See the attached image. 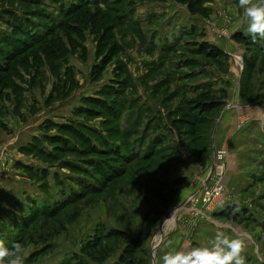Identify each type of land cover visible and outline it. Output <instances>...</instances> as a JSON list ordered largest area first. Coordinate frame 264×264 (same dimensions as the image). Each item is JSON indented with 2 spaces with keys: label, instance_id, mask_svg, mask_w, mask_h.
<instances>
[{
  "label": "rangeland",
  "instance_id": "rangeland-1",
  "mask_svg": "<svg viewBox=\"0 0 264 264\" xmlns=\"http://www.w3.org/2000/svg\"><path fill=\"white\" fill-rule=\"evenodd\" d=\"M200 1L0 0V240L24 264H126L137 241L133 264H162L216 233L264 264V138L238 120L264 104V39H233L239 0ZM207 90L222 106L202 113ZM212 180L209 210L193 197Z\"/></svg>",
  "mask_w": 264,
  "mask_h": 264
},
{
  "label": "clouds",
  "instance_id": "clouds-1",
  "mask_svg": "<svg viewBox=\"0 0 264 264\" xmlns=\"http://www.w3.org/2000/svg\"><path fill=\"white\" fill-rule=\"evenodd\" d=\"M239 6L244 9V21L248 27L245 35L251 36L255 41L257 36L264 39V0H239ZM157 245L160 237L154 238ZM245 244L241 239H230L223 233H216L210 242V246L171 250L162 257V264H245L242 255ZM22 247L15 244L13 250L5 247L0 240V264H24L25 257L22 255Z\"/></svg>",
  "mask_w": 264,
  "mask_h": 264
},
{
  "label": "trees",
  "instance_id": "trees-1",
  "mask_svg": "<svg viewBox=\"0 0 264 264\" xmlns=\"http://www.w3.org/2000/svg\"><path fill=\"white\" fill-rule=\"evenodd\" d=\"M178 1L180 3L186 5L192 14L205 15L207 12H209V10L207 8H205L201 5L203 2L200 0H178ZM233 39L240 44L248 45L250 47H252V46H254V44H256L252 38H248L242 33H240L236 36H233ZM17 50H19V49H17ZM200 51H201V54H203L206 58L212 59V60H219L222 57H224V55H225V53L221 49H219L218 47L212 46L208 43L201 44ZM21 52H22V50L19 51L18 54H21ZM244 57L246 60L245 61V69H246V67L248 68V65H249V68L251 70V68L253 67V60L249 61L245 55H244ZM190 103H191V107L192 106L196 107L202 113H210L213 110L218 109L222 106L220 99L215 97V95L212 94L209 90H207L205 92L203 91L201 94L198 95L197 99H195L193 102H190ZM115 176L116 175L111 177L109 174L108 175L109 178L107 181L113 179ZM35 217H36V215H34L33 219H30L26 224L24 223L21 227H25L24 228L25 230L29 229V227H33L32 223L34 222ZM222 217H225V218L230 219V220H234V218H235V216L232 215V210L225 211L222 214ZM17 227H19V225H17ZM21 229H23V228H21ZM22 235L16 236V241L14 240V244L16 242H18V243L21 242V239H19V238ZM121 235H122V233L116 232L112 236L122 237ZM135 245H138V241L129 245V247H131V249L128 247V249L126 250V254H123V256L121 258L122 263H125V262H126V264L135 263V261H136L135 256H134V253L136 251ZM9 247H10V250H12L13 247L12 246H9Z\"/></svg>",
  "mask_w": 264,
  "mask_h": 264
},
{
  "label": "crops",
  "instance_id": "crops-1",
  "mask_svg": "<svg viewBox=\"0 0 264 264\" xmlns=\"http://www.w3.org/2000/svg\"><path fill=\"white\" fill-rule=\"evenodd\" d=\"M243 108L245 110L242 111L243 114L240 116L241 119L238 118L239 123H243L248 129L252 126L253 128L248 130V133L253 134L251 142L260 144V138H264V104L246 105L243 106ZM247 113L248 115H246ZM236 133V143L234 144L236 147L232 151V154L242 158L243 151L245 152L241 147V142H243V132L236 131ZM258 166L262 167V165Z\"/></svg>",
  "mask_w": 264,
  "mask_h": 264
},
{
  "label": "built area",
  "instance_id": "built-area-1",
  "mask_svg": "<svg viewBox=\"0 0 264 264\" xmlns=\"http://www.w3.org/2000/svg\"><path fill=\"white\" fill-rule=\"evenodd\" d=\"M221 154V153H219ZM221 157V155H220ZM219 158V157H218ZM212 180V184L204 188L203 195L200 196V198L197 197V195H194L193 200H195L196 204L198 201L204 203L205 206L210 210V208L214 205V203L218 200V198L221 196V194L224 192V186L221 184V182ZM192 199V196H190ZM200 199V200H199ZM191 201V200H190ZM189 201V202H190ZM198 211V215L202 212ZM197 215V216H198Z\"/></svg>",
  "mask_w": 264,
  "mask_h": 264
},
{
  "label": "bare ground",
  "instance_id": "bare-ground-1",
  "mask_svg": "<svg viewBox=\"0 0 264 264\" xmlns=\"http://www.w3.org/2000/svg\"><path fill=\"white\" fill-rule=\"evenodd\" d=\"M191 199V198H190ZM184 204V203H183ZM183 209V208H182ZM181 208H180V211H181V214H183L184 213V210H182ZM174 218V217H173ZM172 219V218H171ZM170 219V220H171Z\"/></svg>",
  "mask_w": 264,
  "mask_h": 264
}]
</instances>
